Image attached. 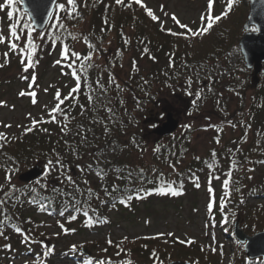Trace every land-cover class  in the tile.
I'll use <instances>...</instances> for the list:
<instances>
[{
  "label": "trees",
  "instance_id": "trees-1",
  "mask_svg": "<svg viewBox=\"0 0 264 264\" xmlns=\"http://www.w3.org/2000/svg\"><path fill=\"white\" fill-rule=\"evenodd\" d=\"M246 1L247 10L242 13L240 22L237 19L239 13L232 11L234 5L230 10L227 5L224 10H227V16L214 22V31L218 29L223 39L220 38L222 41H219L220 44L214 50H209L204 45L214 34V31L210 32L212 29L196 36L186 30L176 32L171 29L179 34L173 36L158 24L159 20H152L144 3H136V0H123L121 4H117L116 0H77L74 13L76 19L68 18L71 6L67 3L64 9L57 6L47 28L41 34L33 29L27 14L16 0L15 6L21 13L20 23L32 27V39L38 46L33 50L25 42L21 45L25 52L34 54L39 59L40 54L48 51L47 49L53 50L59 46L63 49L67 45L71 50L79 52L81 57L91 54L92 59H81L74 63L78 71L81 65L90 64L91 67L87 68L86 75H82L80 90L74 93L75 99L65 100L61 105L68 113L67 119L58 113L56 122L45 120L38 123L32 131L25 130L20 135L0 139V162L5 167H28L32 162L38 161L47 164L46 173L49 168L47 162L55 161L57 154L64 163L63 169L57 168L47 176L44 173L40 179L31 183L15 184V189L9 185L0 194V200L4 201V204H0V229L4 233L14 232L22 237L15 255L23 254L26 251L24 247L30 249L34 243L41 246L42 242L50 239L44 235V226L33 218V214L77 222L74 232L79 235L102 231L113 226L112 213L115 212L120 217L138 220L141 217L140 208L143 207L146 211L153 203L156 196L154 194L161 195L160 200L168 198L169 204L183 203L190 185L191 189L200 190L195 184H191L194 183L193 176L202 178L206 166L214 159L228 157L227 164L230 166L231 156L238 160V174L232 175L228 194L225 193L228 198H221L219 207L209 210L212 214L210 223L228 224L226 235L230 238V243L238 246L241 244L234 233L237 220H240L246 232H251L252 228L261 231L259 223L264 218V202L250 204L251 206L244 202L251 197L264 199V175L248 189L245 179L249 178L242 175L248 167L257 165L259 160L264 162V129L258 135L253 134L256 127L260 129V125H264V122L255 120L260 115L264 116V74L261 75L260 83L254 85L252 71L245 67L239 49V40L244 32L242 24L249 9V0ZM85 20L90 22L85 23L84 30H79ZM103 20L107 23H103ZM59 24L64 27L60 28ZM127 27H132L135 41L147 40L153 46L159 44L167 47V57L171 62L167 71L155 83L153 81L156 75H142L134 67L130 55L133 41H129L123 33ZM110 33L113 35L112 42L116 45L113 49L106 48ZM36 36L40 38L39 42L35 41ZM85 37L88 38L87 42ZM237 57L239 63L235 62ZM206 60H212L213 63L208 64ZM60 61L64 64V69L71 73L72 69L68 67L71 61L63 57ZM218 73H221V78H218ZM189 78L192 81L190 86ZM205 81L222 87V91L227 94H235L234 108L227 112L225 107L218 110L204 109L200 96L189 110L190 124L181 123L179 130L172 135L157 138L150 154L151 159H145L149 145L145 138H151L152 135L150 132L145 134L147 119L144 120L143 115L154 116V111L162 105L161 102L168 103V100L162 98L164 89L190 90L193 87V94H196L199 92L196 86L203 85ZM74 85L76 86V82ZM89 97H92L91 102ZM140 118L143 121L140 122ZM65 124L67 130L62 131ZM101 126L107 129L104 136L100 131ZM30 127L32 125L28 128ZM97 127L99 129L96 131ZM210 129L216 130L212 141L218 147H211L204 156H200L194 151L195 135ZM132 133L137 135L134 140L127 137ZM135 141L140 146L138 154L132 160L122 161L118 158L119 161L113 159L103 167L87 166V156L98 155L95 143L112 146L119 152L122 147L125 151L128 148L134 151L131 145ZM157 148L159 151H155ZM245 163L249 165H244ZM212 172L218 177V172ZM68 176H71L74 183L67 180ZM92 176L95 181L91 179V184ZM44 185L46 187H42ZM114 187L116 191H113ZM170 189L179 194H172ZM161 191L165 194H160ZM129 196L132 197L130 200ZM34 198L35 202H30ZM122 200L125 203H121ZM229 206L231 208L226 211ZM238 209L240 211L236 213L235 210ZM151 211L147 209L148 213ZM84 212L88 215L85 216ZM73 216L75 219H72ZM16 227H20L27 236L31 234L28 242H24V236L15 231ZM36 236L39 237L37 241L34 239ZM4 247H0V258L5 256L4 259L8 260L11 255L5 253ZM58 247L57 244H47L44 252L48 248L53 251ZM63 251L60 252L64 255L63 258L72 257L78 261L83 259L85 264H99L100 261H104V264H168L176 260L191 264L217 263L214 256L206 255L198 245L179 240L169 243L162 238L124 240L120 245L107 242L106 250L91 256L84 253L83 248L76 252ZM70 252L75 255L69 254ZM244 264H264V259L245 258Z\"/></svg>",
  "mask_w": 264,
  "mask_h": 264
},
{
  "label": "rangeland",
  "instance_id": "rangeland-1",
  "mask_svg": "<svg viewBox=\"0 0 264 264\" xmlns=\"http://www.w3.org/2000/svg\"><path fill=\"white\" fill-rule=\"evenodd\" d=\"M15 2L16 0H14L12 5H6L4 9H0V30H3V34L7 38L9 36V26L16 24L21 35V39L17 43L21 46L23 43L28 42L27 31H24L23 25L20 23L21 13L15 6ZM141 2L144 3L148 9H151L154 15L159 18L158 24L166 31L168 29H172L176 32L181 30L187 31V29L181 28L179 24L172 20L173 15L176 16L181 24L187 25L193 32L198 33L206 24V21L202 20V16H206L208 13V0H141ZM4 3L5 0H0V4ZM62 3L66 4L67 0H62ZM237 4L238 6L236 7ZM227 5L228 0H213L211 15L213 17L221 15ZM232 5H234L232 10L233 13L236 11V13H239L237 19L240 22L243 16L242 13L247 10V1L232 0ZM9 10L14 13L12 18L7 16V11ZM89 22L90 20H85L84 23L80 25L79 30H84L86 27L85 23L88 24ZM103 23H105L104 20ZM214 29L215 28L212 27L210 32L212 33ZM123 33L129 41H133L130 55L132 56L131 59L133 60L134 67L142 75L150 73L152 76L156 75L153 81L155 83L156 79L158 80L159 76L165 73L169 68L171 59L167 57V47L160 46L159 44L158 46H153L152 43L147 40H143L142 42L138 40L135 41L134 37H132V27H127ZM32 35H34L33 32ZM112 36V33H110L106 48L113 49L116 46L115 43L112 42ZM210 37V39H207L208 41L204 47H208L209 50H214L215 47L220 44L219 41H222L223 38L220 36L218 29L215 30L214 34ZM117 40L118 38L116 39V43ZM35 41L39 42L40 38L36 36ZM187 46L192 48L190 44H187ZM47 50L48 51L40 54L39 59H36L34 54H28L22 47L13 52L6 44H0V64L4 65L0 67V102H4L0 104V133H4L5 139L9 136L22 134L23 131L32 125L33 119L43 122L45 120H51L49 111L55 107L57 103L55 99L56 93L59 91L62 98L63 96H67L70 89L75 86V79L64 69V64L62 65L60 61L63 49L59 46L58 48L55 47L53 50L50 48ZM5 52H8L7 62H5L3 55ZM188 52L186 55H188ZM130 55H128V58ZM28 57H31V61H29ZM22 59L24 60L23 64L21 63ZM58 61H60V63H57ZM206 62L208 64L213 63L212 60H206ZM235 62L239 63L238 57L235 58ZM30 64L31 66H29ZM26 66L28 67L27 71L24 70ZM33 77H35L34 80L32 79ZM218 78H221V73H218ZM192 89L193 87L190 90L164 89L162 98H164L165 101L168 100V103L161 102L162 105L156 108L154 116L150 117V114L143 115L144 120L149 118L153 119V121L146 124L145 134L153 129L152 127H154L155 123L164 122L167 112L171 111L182 124H190L191 117L189 110L192 109L193 102L196 99H200V97L197 98L196 94H193ZM196 89L199 90L202 98L201 103L205 106L204 109L218 110L219 108L225 107V112H227L234 108L236 95L232 93L227 94L222 91V87L212 85L211 81H205L203 85L196 86ZM21 91H24L26 94L20 96L19 93ZM31 92H35L36 96H31L29 94ZM189 93L192 94L189 95ZM33 99L36 100V103H33ZM147 111L149 112V108ZM137 114L139 115L138 112H136V115ZM57 115L58 113L56 116ZM255 120L259 123H263L264 116L260 115ZM141 121L143 120L140 118V122ZM5 124L11 125V127H4ZM98 129L99 127H97L96 131ZM261 129H264V125H260V129L256 127V132H253V134H260ZM101 130V134L104 136L106 134L105 128L101 126L100 131ZM214 131L216 130L210 129L201 131L195 135L194 151L196 154L204 156L211 147H218V145L212 141ZM99 132L97 134H99ZM136 136L135 133L127 135L130 140H134ZM157 138L158 137L154 135H152L151 138H145V141L149 143L147 147L148 156H146L145 159H151L150 154L155 147L154 143L157 141ZM222 144L223 143H221V145ZM131 146H133L134 151L131 150V148L125 151V148L122 147L119 152H117L112 146L103 144L97 145V143H95V147L98 149L96 154L98 155H88L86 158L87 166L92 168L93 166H95V168L103 167L107 162L113 159H117V161H119V159H122V161H130L137 153L140 143L135 141ZM230 158V166L227 164L229 158L222 157L221 159H214L206 166L202 178L199 179L198 176H195L197 177L196 179L192 175L194 183L192 182L191 184L197 186L198 183L199 186L197 188L200 190L191 189L190 185L187 189V194L183 197V203H176L175 205L171 202L172 204H169L168 198L160 200L159 198H161V195L154 194L156 196L152 200L153 203L147 208L148 210H152L151 212L148 213L147 209L144 211L143 207L140 208L139 214L141 217L138 220H130L127 217H120L119 213H112L113 226L110 228L106 227L102 231L84 232L79 235L74 232L78 226L77 222L69 221L65 218L59 220L52 219L51 217L47 218L46 216H40L38 213L31 214L33 218L38 220L40 225L44 226V235L50 239L48 242H42L41 246L38 243H34L31 245L30 249L24 247L26 251L23 254L15 255V249L18 247V244L20 245L22 237L14 232L4 233V236L0 238V247L10 245L9 248L4 247V250L6 254L11 255V258L6 260L4 259L5 256L1 257L0 264H85L83 259L78 261L73 260L72 257H68L69 259L67 257L63 258L62 256L64 255L60 252H64L63 250H71L72 246L76 245L77 249L83 248L84 252H88L91 256L106 250V243L109 240H111L112 243L116 242L120 245L125 240V237H127L126 240H140L146 238L160 240L162 238L163 241L167 240L169 243L179 240L186 244L200 246L207 253H205L206 255L215 257L216 264H244V259L246 257L244 245L238 246L230 243V238L226 235L229 225L226 223L222 225L210 223V216L212 214L209 213V210L213 207L217 209L222 201L221 198H228L227 195L225 196L226 190L223 187V181L229 179L230 184L233 179L232 175L234 173H236L235 176L238 174V166L236 165L238 160L235 159L234 156ZM37 163L40 162L34 161L28 167H5L4 163L0 162V194L9 185L22 184L18 176ZM263 163V160L261 162L259 160L257 165L250 166L247 171L242 172L244 178H249L245 179L247 183L245 186L247 189L264 175ZM41 164L45 169L47 168V164L43 162H41ZM209 165H211V167H209ZM241 165H243L242 162ZM244 165L248 166L249 164L245 163ZM212 171L218 172V177ZM228 173H231L230 177ZM91 179L93 181H95V179L93 176L90 178V183L92 184L93 181ZM210 188L212 189L211 192L209 191ZM258 202H264V199L251 197L244 203L251 206L250 204L254 205ZM210 203L212 204L211 209L208 207ZM229 208H231V206L226 208V211H228ZM235 211L238 213L240 209ZM124 215L127 216L126 213ZM256 219L254 221H257ZM260 222L261 231H264V218L261 219ZM60 225L64 227L61 228ZM65 229L68 231H65ZM242 230L244 231V229ZM258 232L259 231L252 228L251 232L247 231L245 233L248 235H255ZM168 233L172 235H168ZM5 237H7V239H5ZM38 238L37 236L34 237L36 241ZM47 244H52L53 246L57 244L59 247L45 257L44 247ZM213 249H215V251H213ZM69 254L75 255L71 252Z\"/></svg>",
  "mask_w": 264,
  "mask_h": 264
},
{
  "label": "snow or ice",
  "instance_id": "snow-or-ice-1",
  "mask_svg": "<svg viewBox=\"0 0 264 264\" xmlns=\"http://www.w3.org/2000/svg\"><path fill=\"white\" fill-rule=\"evenodd\" d=\"M13 3H14V0H5V3L4 4H0V9H4L6 7V5H12ZM116 3L117 4H121V3H123V0H116ZM136 3H141V0H136ZM67 4L69 6H71L68 9V13H67L68 18L69 19H76V15L74 13H75V9H76V6H77V0H67ZM57 6L60 9H64L65 8V4L64 3H59ZM141 6L143 7L144 5H141ZM231 7H232V0H228V10H230ZM207 9H208L207 15L206 16H202V20H205L206 21V24H205V26H203L200 29V31L198 33L197 32H193V30L190 29V28H188L187 25L181 24L180 21L176 18L175 15L172 16V20L174 22H176L177 24H179L181 28L187 29V33L191 34L192 36L203 35L204 33L208 32V31H210L212 29L213 24H214V21H219L222 16H227V14H228L227 13V10H226L221 15H218V16L213 17L211 15V12H212V9H213V0H208ZM147 14L154 21L159 19L156 15L153 14V12H152L151 9H148L147 10ZM7 16L9 18H12L14 16L13 11H11V10L7 11ZM105 22L107 23V21H105ZM59 27L60 28H63L64 25L63 24H59ZM23 28L24 29H27L28 46L30 48H32L33 50H35L38 46L34 43V41L32 39V32H33L32 27H30V25H28V24H24L23 25ZM168 31L173 36L179 35L176 32H172L171 29H168ZM20 39H21V35H20L19 31H18V26L16 24H12V25L9 26V36L7 38L3 34V30H0V44H6L7 47L11 51H13V52H15L18 48H21V46L17 43L18 41H20ZM84 40H85V42H87L88 41V38L85 37ZM53 43L55 44L56 41L54 40ZM125 43H127V41ZM89 47H90V49H92V46L91 45H89ZM3 55H4L5 62H7L8 52H5ZM61 56L63 57V59L70 60L71 61L68 64V67L72 69L70 75L75 79L76 86L63 99L61 98V94H60L59 91L56 93L55 99H56L57 103H56L55 107H53L49 111V116L51 117V120L48 121V122H56V120H57L56 114L57 113L62 114L65 117V119L68 118L67 111L65 109L61 108V105H63L65 103V100L75 99L74 93L80 90L82 75H86L87 68L88 67H91L90 64H88V65H81V68L78 71L74 67L75 61H78V60H81V59L86 60V61H90L92 59V56H91V54H89V55H85V56L81 57V54L79 52L71 50L67 45L64 46V48H63V50L61 52ZM28 59H29V61H31V57H28ZM21 63L22 64L24 63V60L23 59L21 60ZM57 63H60V61H58ZM3 66H4L3 64H0V67H3ZM29 66H31V64ZM24 70L27 71L28 70V67L26 66L24 68ZM32 79L34 80L35 77H33ZM191 82H192L191 81V78H189V81H188L189 86L191 85ZM97 84H99V81H97ZM45 91H47V90H45ZM25 94L26 93L24 91H21L19 93L20 96H24ZM29 94L31 96H33V97L36 96V93L35 92H31ZM189 95H191V93H189ZM196 96H197V98H199L200 97V93L197 92L196 93ZM91 100H92V97H89V101L90 102H91ZM3 103L4 102H0V104H3ZM33 103H36V100L35 99H33ZM193 103H195V101ZM70 106L71 105L69 104V107ZM109 111H111V110L109 109ZM40 122H42V121H37V120L33 119L32 120V127L26 129V131H32L33 128L38 123H40ZM4 127H11V125L5 124ZM66 130H67V124H65L64 127L62 128V131H66ZM44 131H47V129H44ZM105 131H107V129H105ZM0 139H5L4 133H0ZM155 151H159V148L155 149ZM47 163H48L49 168H48V170L45 173L46 176L49 175L53 170H56L57 168H59V169H63L64 168V163L62 161V158L59 156V154H57L55 161L49 160ZM209 167H211V165H209ZM228 176L230 177L231 176V173H228ZM9 180H10V177H9ZM67 180L69 182H73L71 176H68L67 177ZM37 184H40V181H37ZM198 186H199V184L197 183V187ZM11 187L13 189H15V186L14 185H11ZM42 187H46V185H44ZM223 187L226 190V194H228L229 179H225L223 181ZM116 190L117 189L114 187L113 188V191H116ZM33 191H35V189H33ZM170 191L172 192V194H179L175 190L170 189ZM209 191L211 192L212 189L210 188ZM160 194H165V193L163 191H161ZM131 198H132L131 196L128 197L129 200ZM30 202L34 203L35 202V198L32 201H30ZM121 203H125V201L122 200ZM0 204H4V201L0 200ZM208 207H209V209H211L212 208V204L210 203L208 205ZM61 215H63V213H61ZM84 215L87 216L88 213L87 212H84ZM72 219H75V217L73 216ZM60 226H61V228L64 227L63 225H60ZM15 231L17 233H20L21 235L24 236V242H28L30 240V237L27 236V235H25L24 232H23V230L20 227H16L15 228ZM65 231H68V230L65 229ZM168 235H172V234L171 233H168ZM0 236H4V232H3L2 229H0ZM5 239H7V237H5ZM124 239L126 240L127 237H125ZM108 242H109V244L112 243L111 240H109ZM5 247L6 248H9L10 245H5ZM71 250H72V252H76L78 250L77 249V246L76 245H73ZM51 251H52V249L51 248H48L47 251L44 252V256L47 257L51 253ZM213 251H215V249H213ZM99 264H104V261H100Z\"/></svg>",
  "mask_w": 264,
  "mask_h": 264
},
{
  "label": "water",
  "instance_id": "water-1",
  "mask_svg": "<svg viewBox=\"0 0 264 264\" xmlns=\"http://www.w3.org/2000/svg\"><path fill=\"white\" fill-rule=\"evenodd\" d=\"M24 11L29 15L33 26L39 32L47 27L57 3L60 0H19ZM256 31H251V28ZM246 33L240 41V49L248 69L254 70V83L259 82V75L264 73V0H251L250 12L244 26ZM179 127V120L172 112H168L165 121L156 127L152 133L159 136H169ZM44 168L38 164L19 175V180L30 183L40 178ZM236 238L244 244L246 255L252 259H264V232L249 236L236 223ZM169 264H190L184 261H174Z\"/></svg>",
  "mask_w": 264,
  "mask_h": 264
}]
</instances>
